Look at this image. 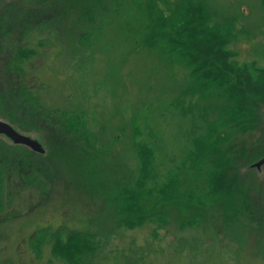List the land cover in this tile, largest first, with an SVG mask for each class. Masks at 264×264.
I'll return each mask as SVG.
<instances>
[{"label":"rangeland","instance_id":"1","mask_svg":"<svg viewBox=\"0 0 264 264\" xmlns=\"http://www.w3.org/2000/svg\"><path fill=\"white\" fill-rule=\"evenodd\" d=\"M181 1L0 0V119L25 116L45 150L28 170L0 162V264H71L72 232L96 242L78 264H264V166L207 158L223 136L217 106L187 95V72L145 43L149 3L166 16ZM203 1L232 23V64L264 68V0ZM259 132H229L221 149ZM127 186L147 200L135 228L118 221Z\"/></svg>","mask_w":264,"mask_h":264},{"label":"trees","instance_id":"2","mask_svg":"<svg viewBox=\"0 0 264 264\" xmlns=\"http://www.w3.org/2000/svg\"><path fill=\"white\" fill-rule=\"evenodd\" d=\"M148 6L153 23L149 28L151 34L145 42L146 46L152 44V47L156 45L162 48L165 53L163 57L187 72V95L191 93L199 100L205 98L203 100L207 104L215 103L217 112L221 114L220 118L224 119L215 123L214 134H218L220 130L223 136L211 143L207 158L211 154L217 156L220 153L218 164L227 171L228 168L236 171L239 165L250 166L264 157V68L253 63L243 66L232 64L234 55L227 50V46L234 39L232 23L227 20L223 23L214 22L215 12L208 11L203 0H182L174 10H168L166 16L153 3ZM158 25L164 30L160 36L153 39ZM257 131H260V135L248 148L239 144L231 145L229 149H221L223 144L232 139H229L232 136L229 132L244 135ZM140 147V156L145 167L142 174L146 178L147 167L153 169L150 167L151 156L147 157L149 150L146 147ZM221 150L223 152H220ZM143 151L145 152L141 153ZM148 154L150 155V152ZM174 182L171 180L170 184ZM123 190L124 196L120 201L124 205H119L118 209L125 216L118 221L126 228L138 227L143 224L142 214L147 208L141 200H147L143 196L140 200L138 194L128 186ZM161 192L170 198V192L165 188H162ZM243 199L246 200L245 196ZM171 201L173 202L174 198H171ZM240 206L238 215L246 216L249 210L247 202L242 201ZM237 219L235 212L231 220ZM72 235L80 237V248L66 257L67 261L71 264L84 263L85 257L82 255L96 244L92 239L94 236L82 232H72ZM76 255H80L81 259H76Z\"/></svg>","mask_w":264,"mask_h":264},{"label":"flooded vegetation","instance_id":"3","mask_svg":"<svg viewBox=\"0 0 264 264\" xmlns=\"http://www.w3.org/2000/svg\"><path fill=\"white\" fill-rule=\"evenodd\" d=\"M2 21H3V19L0 18V27H1ZM8 27H10V25H8ZM1 34H2V32H1ZM20 115L18 116L15 113H11V115H8L9 117L5 118L6 119L5 121H7L17 131H20L24 134L26 132V131H24V129L29 130V128H30L29 124H31V123L27 121V118L25 116H23L22 114H20ZM20 124L24 125L25 127L27 125L28 127L25 128L23 126H20ZM25 134L28 135L29 132H27ZM31 154L34 157L37 156L35 153L30 151L27 147L21 146V145H15L11 141L5 140L3 137H0V162L1 163H5L6 159H7V161L10 164L15 165V163H17L16 167L22 166L23 170H28L27 165L30 161V155ZM8 157H10V159ZM38 157H40V156H38ZM15 170L19 171V168L15 169ZM25 173L27 174V171ZM22 183H23L22 185L24 188L28 187L27 182L24 183L22 181ZM0 190H1V188H0Z\"/></svg>","mask_w":264,"mask_h":264},{"label":"water","instance_id":"4","mask_svg":"<svg viewBox=\"0 0 264 264\" xmlns=\"http://www.w3.org/2000/svg\"><path fill=\"white\" fill-rule=\"evenodd\" d=\"M0 137L5 140L11 141L15 145H21L27 147L30 151L37 154L38 156H43L45 150L43 146L37 141L32 139L29 134H23L17 131L13 126H11L7 121L0 119ZM264 166V157L260 158L258 161L251 164L249 169H260Z\"/></svg>","mask_w":264,"mask_h":264}]
</instances>
